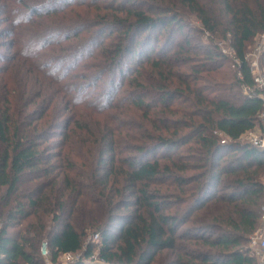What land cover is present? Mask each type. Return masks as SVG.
Instances as JSON below:
<instances>
[{"label": "trees", "instance_id": "16d2710c", "mask_svg": "<svg viewBox=\"0 0 264 264\" xmlns=\"http://www.w3.org/2000/svg\"><path fill=\"white\" fill-rule=\"evenodd\" d=\"M185 13L231 56L173 50ZM262 34L264 0H0V264H254ZM204 207L217 239L183 228Z\"/></svg>", "mask_w": 264, "mask_h": 264}, {"label": "rangeland", "instance_id": "374dc122", "mask_svg": "<svg viewBox=\"0 0 264 264\" xmlns=\"http://www.w3.org/2000/svg\"><path fill=\"white\" fill-rule=\"evenodd\" d=\"M185 16H186L185 26L182 30V33L178 34L176 39L174 40V42L171 44V46L174 45L173 50L177 49V46L181 45L187 39H189L191 42V47L193 48L194 53L198 57L203 56L206 48H209V47L214 48V46H216V45L221 50L222 54H224L226 56H231V50H230L228 41H220L219 39H212V38L208 37L207 33L202 31L203 30L202 25L194 14L185 13ZM87 34L88 33H86L84 35V33H83L84 36H87ZM263 40L264 39H262V37L260 35L254 41H252L249 44V47L247 49L248 53L252 52L254 50V48L259 43L263 42ZM85 60L86 59H83L81 61L80 65L76 69L73 70V73L78 72L81 69V65ZM196 62H198V61H196ZM220 63L224 64L223 65L224 67L222 70L228 69L229 71L230 70L232 71V67H231V64L229 62L223 60ZM261 68L264 70V63H261ZM103 87H104L103 83H99V89H97V90L91 89L89 92L91 94L95 93V92L98 93L99 90ZM169 116L171 117L172 115H169ZM173 117L178 118L179 115H174ZM241 141H243L244 143H249L248 138H246V136ZM177 152L179 155H183V154L187 155L188 154L186 152V147H182ZM259 180H260L261 184L264 185V173H261ZM0 194H1V196H2V194H4V189H1ZM263 205H264V202L261 204L260 209H259V220H258V225H257L256 229L262 226V224H261V213H262ZM212 206H210V207H212ZM207 211H205V207L202 209H199L194 214L195 222L192 223L189 221L184 225L183 228L189 227L190 230L192 231L191 236H193V237H195L197 234H202V235L208 234V236L214 240V239L218 238L219 231L211 228L213 226L212 216L210 214L211 208ZM245 246L248 249V255L254 259V264H259V254L256 251H253L250 249V243H248V242L245 243ZM198 249L201 251L203 250V252L210 251V252H213V254H216L215 250L220 251L217 249H213L214 251L209 250L206 247L198 248ZM189 250H197V249H196L195 245L191 244L189 247ZM173 262H176V254H174L172 251H163L162 253H159L157 255V258L153 264H173ZM45 264H50V263L48 261H45ZM59 264H71V263L68 260H66L65 258L64 259L61 258V260L59 261Z\"/></svg>", "mask_w": 264, "mask_h": 264}, {"label": "built area", "instance_id": "2783aa9c", "mask_svg": "<svg viewBox=\"0 0 264 264\" xmlns=\"http://www.w3.org/2000/svg\"><path fill=\"white\" fill-rule=\"evenodd\" d=\"M261 37L264 39V34H262ZM263 50L264 40L262 43H259L252 52L247 53L246 56V60L252 69V74L254 77L255 91L252 90L254 92L253 95H256L257 98L262 101V111L259 115V125L254 130L248 132L245 135L246 138H248L249 144L262 152H264V70L261 68V55ZM246 91L248 92L249 90ZM261 224L262 226L257 228L250 238V249L256 251L259 254V264H264V205L262 207L261 213ZM97 238L98 237L96 236L95 239ZM40 254L46 261L52 264L50 261V250L47 241H44L41 244ZM64 258L71 264H73L74 261L78 259L77 256L71 254L63 255L62 259Z\"/></svg>", "mask_w": 264, "mask_h": 264}]
</instances>
